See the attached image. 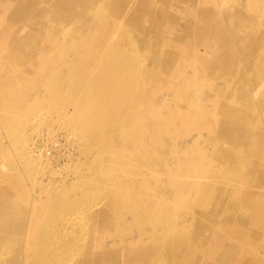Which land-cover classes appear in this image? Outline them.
<instances>
[{
  "label": "bare ground",
  "instance_id": "6f19581e",
  "mask_svg": "<svg viewBox=\"0 0 264 264\" xmlns=\"http://www.w3.org/2000/svg\"><path fill=\"white\" fill-rule=\"evenodd\" d=\"M188 1L193 2L181 0V3ZM178 7L176 0H0V58L6 59L19 73L35 74L37 79L33 85L23 86L11 94L0 92V115L6 125L16 123L26 112H34L42 102L47 107L70 108L76 99L72 109L77 121L60 128L70 130L81 139L86 137L89 147L96 152L107 153L112 171L117 167L118 144H123L126 137L127 118L131 127H140V133L144 123H154L156 137L198 128L196 123H189L198 115L208 116L207 123L214 127V135L208 140L212 151H192L182 142V156L175 155L177 166L174 168L171 162L167 163V146L159 145L155 151L150 144L139 143L138 135L127 133L132 144L128 156L135 155L139 166L145 165L144 158L153 157V165L171 178L162 174L161 182L173 185L175 195L184 198L176 214L159 206L156 194L152 193L131 204L129 223L140 232V237L124 239L120 221L113 219L122 214L117 211L121 202L131 201L126 195L128 183L115 179V173H105L99 162L87 167L90 178L95 181L90 187H97V192L107 199V204L100 205L101 210L96 213L97 219L100 218L96 223L102 225L96 232L107 233L110 227L119 226L107 234L111 242H101L98 246L89 241L77 245L72 230L56 225L72 210L84 207L82 203L92 197L88 191L76 195L58 186L52 193L46 188L45 199L38 203L33 199V203L23 200L19 196L21 186L35 179L24 168L23 173H17L19 167L11 163L12 169L4 171L0 161V264H191L192 261L194 264L195 261L198 264H264V257L258 258L249 248L250 243L264 238V0L255 4L253 13L236 12L238 21L231 26L221 24L218 11L200 10L204 22L192 17L175 29L171 27L175 15L170 11ZM226 14L234 21L232 11ZM168 19L171 23L165 32L161 27ZM248 19L255 21L252 29L245 26ZM198 46L205 52L200 53ZM137 64L142 65L140 71L135 70ZM160 66L166 75L177 72L188 80L183 92L188 108L173 104L177 112L155 117L150 109L162 106L164 100L152 96L156 94L138 85L135 79L143 78L147 84L148 70L150 74L151 67L155 70ZM66 67L70 73L81 76L73 77L79 81L70 89L65 87L63 77ZM188 69L197 71V84L188 78ZM206 69L212 79L215 73L222 79L218 88L202 99L215 107L217 118L208 115L209 110L204 108L198 109L197 116L189 109L192 105L189 98L198 94L203 79L200 73L204 74ZM176 83H167L169 90L180 88V83ZM9 88L13 89L0 85V91ZM143 90L144 99L138 96ZM87 112L88 118L84 120ZM142 113H145L144 119ZM43 114H48L45 109ZM103 118L106 123H101ZM112 119L117 123H112ZM164 120L167 122L162 123ZM179 123L183 124L181 129L174 127ZM201 123L204 122L201 120ZM50 132L40 130L33 135L40 138L44 133L46 139L55 141ZM34 142L35 138L29 137L28 152L34 159L44 158L45 150L33 148ZM68 143L73 145L71 141ZM222 143L230 147L224 149L220 146ZM11 145L0 146V159L9 160L17 148ZM79 150L84 155L89 152L82 146ZM209 156L223 168L214 169L207 160ZM22 160L29 162L25 155ZM85 172H78L77 176H85ZM96 173L101 176L99 179L93 177ZM223 178H226L224 193L219 196L221 200L214 201L215 182L218 184ZM78 180L73 181L78 183ZM81 180L85 182L84 178ZM243 184L251 187L250 192L237 200L228 199ZM111 187L113 191L109 190ZM118 187H122V193H118ZM186 196L192 201H186ZM209 202L221 209L219 216L206 208ZM244 208L249 210L250 217H242L241 224L238 221L234 224L235 215ZM34 221L41 223L37 229L31 225ZM129 228L126 231L133 229ZM192 241L195 246L190 245Z\"/></svg>",
  "mask_w": 264,
  "mask_h": 264
},
{
  "label": "rangeland",
  "instance_id": "374dc122",
  "mask_svg": "<svg viewBox=\"0 0 264 264\" xmlns=\"http://www.w3.org/2000/svg\"><path fill=\"white\" fill-rule=\"evenodd\" d=\"M258 2L259 0L258 1L257 0H193V2L188 1L187 3H184L183 5V3H181V0H176V4L179 6L178 9H175L174 11L173 10L170 11V13H173L175 15V18L172 19L173 23H171L170 19H168L167 21L164 22L163 26L161 27V30H164L166 32L167 27L170 26V23H171V27L174 26L173 28L176 29L178 26L184 24L185 21L187 20L189 21L190 19H192V17H194L195 19L196 18L198 19L199 17L200 20L204 22L205 17L199 13L200 10L218 11L220 13V16L218 17L221 18V24H224L225 26H231L234 22L238 21V15L236 14V12H240L243 15L247 13H253V7L255 6V4H258ZM229 11H232L234 13V15L229 14L231 15V17L233 16L234 21H232L229 18V16H227L226 12L228 13ZM254 24H255V21L253 19H248L247 22L245 23V26L247 27V29L249 28L252 29ZM161 45H165V44L161 43ZM172 47L173 46H171V48ZM197 50L200 53L205 52V49L202 46H198ZM90 61H93V60H90ZM38 64H41L39 59H38ZM88 64L89 62L87 63V65ZM26 65L28 67H31L29 63H26ZM75 65H77L78 67H83L79 63H75ZM139 65L140 66H138V64L135 65V70H138V71L141 70L140 68L142 67V65L141 64ZM135 70H134V73H135L134 78L137 75ZM144 72L146 71L144 70ZM214 72H217V71L214 70ZM218 72H220V70ZM187 73L189 74L188 78L191 81L194 80L196 83L197 71L195 72V71L188 69ZM170 74L166 75L165 73H163L161 66L159 69H155V70L152 69L151 67L150 74L148 70V75H147L148 79L146 80L148 81L147 84L145 83V80L143 78L138 77V79H135V81L137 80L138 85H142L143 88L146 86L148 88V91L156 94L152 96L158 97V99L161 101L162 99L164 100L163 101L164 104L162 106L158 105V107L150 109V114L155 117L157 116V114H160V113L177 112L176 110L177 107L175 108L173 104H176V105L180 104L181 106L187 105V108H188V104L186 102L187 97L186 98L183 97L184 96L183 92L186 91L185 83H187L188 80L186 81V78H184L183 76L181 77L178 76L177 72H174L171 75ZM200 75L201 76L203 75V79L200 82L199 90L197 91L198 94L196 95V97L198 95L200 97L198 96L199 98L197 100L195 99L196 97L195 98L192 97L191 99L189 98V100L191 101L190 103H192V105L189 106V109L193 114L195 113L200 114L198 109L204 108L206 110H209L208 115H212L214 118H217L215 107L213 108L210 102L202 101V99L204 100L206 96H209L211 92H213V89H217L218 86L221 84L222 79L219 78L220 77L219 73H215L214 78L212 79V75L209 69H206L204 71V74L200 73ZM74 76H80V75L70 73L68 67H66L63 73V77L66 80L65 87L67 89H70V87L73 84H77V82L79 81V80H74L73 79ZM177 78L179 79L177 81H174ZM222 78H228V77L222 76ZM36 81L37 79L35 77V74L25 75V74L19 73L16 69H13L10 66V63L6 59L0 58V85L11 86L13 88V89L9 88L7 90H2L0 92L4 94H11L19 90L23 86L25 87V86L33 85ZM174 82H177L176 84L180 83V88H176L175 90H169L170 88L167 87L168 85L167 83L171 84ZM143 91L141 92L140 95L138 94V96H141L142 99H144V94H145V91L144 92ZM137 92H138V89H136L135 93ZM146 101H148L147 98H146ZM75 104H76V99L73 101L72 107L70 108L65 107V106L64 107H55V106L47 107L42 102L39 105V108L35 110L34 112H31V113L26 112L25 114L20 116L17 121H15L16 123H7V125L6 123L2 121L1 115H0V146L8 147V146H12L11 144H14L17 147L16 149L13 150L9 160L8 158H4V157L0 159L1 164H3L5 168V169L3 168V170L9 171L10 169H12L10 166V163H11L19 167L17 169L18 172L16 171L17 173H23L24 169H26L29 175H32L33 178L35 179V181L31 183L28 182L27 180L26 184H23L21 186L22 188H21V191L19 192V196L23 200L29 199L30 202H32V199H33L34 202L38 203L41 200L45 199L46 188L49 189V191L46 190L47 192L52 193L54 190L56 191L57 187L59 186L58 189L60 188L65 189L71 194H73L72 192H74L76 195L83 194L84 190L88 191L92 195V197H90L89 199L87 198L85 200L86 202L84 201L82 203V206L84 207L82 208L79 207L77 209L72 210L68 215L63 216L56 224L61 229L68 228V230H72L74 233L72 238L77 241L76 242L77 245H79L82 242H88V241L89 243L94 242L93 244L95 246H98L101 242L109 243L111 242L112 239L107 234L112 233L114 228L119 227V226L110 227L107 233H102L100 230L96 232V230L98 228L101 229V226H102L96 223L97 220L100 219V218L97 219L96 213L99 212V210H101L99 208L100 205L107 204V199H105L101 194H99V192H97V187H90L95 183V181L90 178L89 171L86 169L87 167L94 165L95 162L100 163V167L106 171L105 173H108V174L115 173V179L122 181V182L126 181L128 183L126 195L129 196L130 198L129 201L130 200L131 201L128 203L126 201L121 202V206L117 208V211L122 213L121 216L113 217V219L120 221L119 222L120 227L121 229L124 230V233H123L124 239L135 238L140 234V232L136 230L135 226L129 223L132 219V216L130 215V212L128 211V207H130L131 204H134L135 201H137V199L141 197L148 198L147 193H152L153 195L156 194V202L159 203L158 205L161 206L162 208L165 206V209L171 212L173 211L175 214L179 212L180 206L183 203L182 201L184 198L182 199L178 195L177 196L175 195V191H174L175 188L173 187V185H171L170 183L164 184L160 180L162 177H164L162 176V174L170 178L169 174L162 173L158 167L153 165V159H154L153 157L144 158L143 159L145 162L144 166L142 165L139 166L136 163V158H134L135 155H131V157H129L128 154L129 152H131L130 148L132 144H131V140L128 137L127 133L129 134V132L131 133L133 132L134 134L138 135L139 143H143L144 145L150 144L151 146H153L155 151H158L159 145L167 146L168 147L167 153H169L168 155L165 153V156H167V163L169 164L171 162L170 163L171 167L174 168L175 165L177 166V164H175V161H177V158L175 155L182 156L181 148H180L182 142L185 145L187 144V146H189V148L192 149V151L196 149H203L206 152L208 151V153L212 151L210 150L211 148L208 143V140L210 139L209 138L210 136L214 135V132H213L214 127L213 125H211V123H207V120H209L208 116L202 117L199 115L197 116L195 114L197 117L194 119V122L191 121L189 123H196L198 128H192L186 131L185 133H180L178 135H171L169 137H166V136L164 137L162 134H157V137H156V134H153L154 133V128H153L154 123H144L142 132L140 133L138 131L140 127L139 126H135L134 128L131 127L129 123V119L127 118L125 121V123H127L126 124V128H127L126 137H124L123 139V144L122 143L118 144L120 151L116 153V155L118 156L117 163H116L117 167L115 168L114 171H112L111 168L109 167L110 166L109 164L110 156L107 153L96 152L93 148L89 147L90 142L88 141L86 137L81 139L77 134L75 135L74 133H70L71 132L70 130H63L60 128L61 125L68 124L69 122H72V120L77 121L75 112L72 109ZM187 108L181 109V110H186ZM44 109L46 110L48 114H43ZM145 111H147L146 107H145ZM88 115H89V112L85 114L84 120H87ZM144 116H145V113H142L143 119H144ZM201 120L204 123H201ZM166 122L167 120H164L162 123H166ZM101 123H106L104 118L102 119ZM112 123H117V122L114 119H112ZM174 127L181 129L183 127V124L182 123H179L178 125L174 124ZM36 128L38 130L35 131L34 129ZM40 130H47V131L50 130L51 131L50 133L54 135V136L51 135L53 136L52 139H54L55 137V141L54 140L51 141V138L46 139L44 133H41L40 138L37 137L36 135H33V133L38 132ZM138 132L140 134H138ZM143 134H144V137H142ZM15 136L20 137V139L15 140L13 138ZM29 137L32 139L35 138V141H36L34 142L35 144L34 143L32 144V147L35 146V148L40 149L41 152L45 150V152L42 153L44 158L34 159L32 155L28 152ZM36 138H38V140H36ZM163 139L168 141L167 143L169 144H165V141ZM66 140L68 142L71 141L73 145L70 146V144ZM228 145L229 144L227 143L226 144L222 143L220 146L225 149V148L230 147ZM81 146L84 147V149L89 150V152L86 155H84L83 151L81 152V150H79ZM187 150L184 149L183 151H185V153H188ZM185 153L183 155H186ZM24 155L29 159V162H24L22 160ZM153 156H157V155H153ZM174 156L175 158L173 159ZM203 158H206L204 154H203ZM207 160H210V165L213 168L215 167L214 169L223 168L222 164L218 161L214 162L211 156H209ZM84 170L86 171L85 176H77L78 172H82L83 174ZM10 172H13V171H10ZM174 172H176V170H174ZM93 177L96 179L97 178L99 179L101 176L96 173V174H93ZM83 178L85 179V182L83 181L82 183L81 179ZM252 178L253 176L250 175V179ZM76 179L77 180L80 179L81 181L78 180V183L76 181H73ZM151 179H154L153 182L150 181ZM200 179H203V178L200 177ZM137 180H139V184L137 183ZM225 182H226V178H223L221 182L218 184L215 182L214 197H213L214 201L221 200L219 196L224 193L223 185L226 184ZM61 184H63L62 187H61ZM75 187L78 188L79 190L78 191L74 190ZM105 187L106 185L102 186V188H105ZM183 189L185 188L183 187ZM109 190L113 191V187H111ZM250 190H251V187H249L246 184L245 185L243 184V186H241L237 190L232 191L228 199L237 200V197L246 195L247 193L250 192ZM122 192H123L122 187H118V193H122ZM100 193H103V190ZM189 193H192V192H189ZM193 193H196V192H193ZM189 199L190 197L186 196V201ZM87 200H89V202ZM206 204H207L206 208H209V210L212 211L215 216L220 215L221 209L218 206H216V203L209 202ZM83 211L85 212V215ZM241 211H242V215H241ZM79 212L81 214H79ZM78 215H80V217ZM242 217L243 218L250 217L249 210H247L246 208L241 209L235 215V219L233 223L235 224V222L238 221L239 224H241ZM189 218L190 217H188L187 215L186 219L189 220ZM133 220H134V217H133ZM216 222L217 221H215V223ZM77 223L78 224L81 223L80 226ZM60 224L61 225L63 224V225L61 226ZM31 225L33 226L35 225V229H37L41 225V223L39 221H34ZM94 226H96L97 228L94 229ZM129 227L133 229L126 231V229H128ZM189 237H192V234H190ZM14 242H15V239L12 237L11 239L12 245ZM185 244H189V243H185ZM191 244L195 246L194 241L190 242V245ZM250 244H251L249 247L250 250L253 253H256L255 255L258 258L264 257V238L263 237H261L257 241L252 242ZM50 245L52 247V243H50ZM121 259H123V257H121ZM195 262H196L195 264H198L197 261ZM191 264H194L193 261L191 262Z\"/></svg>",
  "mask_w": 264,
  "mask_h": 264
}]
</instances>
